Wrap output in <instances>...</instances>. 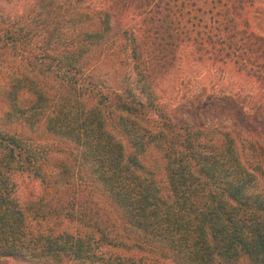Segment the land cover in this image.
Listing matches in <instances>:
<instances>
[{
    "label": "trees",
    "instance_id": "16d2710c",
    "mask_svg": "<svg viewBox=\"0 0 264 264\" xmlns=\"http://www.w3.org/2000/svg\"><path fill=\"white\" fill-rule=\"evenodd\" d=\"M257 2L0 0L7 115L43 122L73 160L48 164V148L0 129V260L264 264V34L250 21ZM184 47L197 63L253 80L244 96L214 94L215 108L241 123L186 120L211 94L192 91L185 106L157 96Z\"/></svg>",
    "mask_w": 264,
    "mask_h": 264
},
{
    "label": "rangeland",
    "instance_id": "374dc122",
    "mask_svg": "<svg viewBox=\"0 0 264 264\" xmlns=\"http://www.w3.org/2000/svg\"><path fill=\"white\" fill-rule=\"evenodd\" d=\"M6 3L1 2L2 6H5ZM20 3L22 1L16 3L13 9H18ZM255 4L257 5L251 9L253 12L250 13V21L255 30H261L264 34V0H259ZM5 13L7 15L8 10ZM180 57L181 59L178 61L172 73L167 74L156 83L154 89L157 96L163 100H169L171 102L170 104L185 106L192 91H197L198 93L203 92L206 95L211 94V98H214V101L208 104L206 109L185 111L186 120H191L192 122L206 126H215L217 123L227 126L241 123V118L235 117L232 113L228 114L223 108H215L214 94L221 89L222 91L230 93H240L241 96H244L254 86L253 80L247 78L242 73L236 72L229 65L220 66L216 69L215 63H212L210 60L205 59L201 63H197L192 58L193 56L190 50L186 47L182 48ZM10 106L11 101L0 91V129L22 134L33 146L41 149L48 148V164H54L57 158L64 160L68 164L73 162L69 150L62 147L64 145L62 143L63 139L46 131L43 122H40L39 126L30 127L24 121H13L14 119L7 115ZM170 107L174 110L173 106ZM182 111L181 109L178 110L179 113H182ZM257 124L259 125L257 129L261 130L264 134V120L258 121ZM59 148L61 149L56 151ZM150 160V156L146 158V162ZM35 188L36 185L33 184L32 190L35 191ZM28 190V185H22L16 194L23 198V196L27 195ZM0 264L46 263L30 262L20 258H9L1 259Z\"/></svg>",
    "mask_w": 264,
    "mask_h": 264
}]
</instances>
